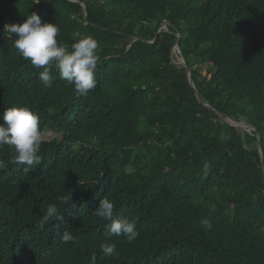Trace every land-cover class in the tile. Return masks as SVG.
<instances>
[{"label":"trees","instance_id":"1","mask_svg":"<svg viewBox=\"0 0 264 264\" xmlns=\"http://www.w3.org/2000/svg\"><path fill=\"white\" fill-rule=\"evenodd\" d=\"M32 12L58 43L98 41L87 96L54 67L45 87L14 48L5 25ZM13 106L57 135L30 170L0 148V264H264V0H0V123ZM104 197L136 222L133 242L95 216ZM49 204L62 219L41 229Z\"/></svg>","mask_w":264,"mask_h":264},{"label":"clouds","instance_id":"2","mask_svg":"<svg viewBox=\"0 0 264 264\" xmlns=\"http://www.w3.org/2000/svg\"><path fill=\"white\" fill-rule=\"evenodd\" d=\"M39 3V0H36ZM5 29L15 34L14 48L19 55L29 60L34 68L43 69L39 72V81L45 87L53 84L52 68L54 67L62 80L73 85L75 91L81 96H87L97 87L96 70L100 57L99 44L92 36H84L69 45L58 43L59 26L54 23L42 22L36 12L27 14L22 23L5 25ZM3 123H0V148L9 146L13 150L11 163L24 165L25 170L41 163L42 157L38 155L44 137L40 130L39 117L27 106H13L5 109ZM8 163L0 159V171L7 169ZM60 204L72 208L76 207L69 195L60 197ZM114 203L107 197L99 200L94 210L95 216L105 221L106 232L109 236H123L127 242H133L139 235L136 222L123 217L114 218ZM62 219L56 204H49L44 210L38 226L43 229L50 221ZM201 225L207 230L212 227L211 221L203 218ZM74 240L69 231L61 235L63 243ZM115 243H103L100 251L104 257L117 255ZM92 264H95L96 254H92Z\"/></svg>","mask_w":264,"mask_h":264},{"label":"water","instance_id":"3","mask_svg":"<svg viewBox=\"0 0 264 264\" xmlns=\"http://www.w3.org/2000/svg\"><path fill=\"white\" fill-rule=\"evenodd\" d=\"M85 8L87 7L86 5L84 6ZM180 64H184L186 65V61L185 59L183 58V61L179 62ZM189 80L191 82V84L195 87V84H194V81H193V78H192V75H191V71L189 69ZM198 93V92H197ZM222 117H224L225 120H227L228 122H230L232 125L236 126V127H240V128H244L246 130H250V129H253L254 127L250 124H247V123H244V122H237L235 120H232L231 118L227 117L226 115L222 114ZM258 146L260 148V151L262 152L261 150V142H260V135H259V140H258ZM263 167H264V161H263Z\"/></svg>","mask_w":264,"mask_h":264},{"label":"rangeland","instance_id":"4","mask_svg":"<svg viewBox=\"0 0 264 264\" xmlns=\"http://www.w3.org/2000/svg\"><path fill=\"white\" fill-rule=\"evenodd\" d=\"M177 50L179 51L178 48H177ZM181 61H183L182 57L179 58V62H181ZM42 135H43V137L45 136V138H47V139H51V138L55 137L57 134L55 132L45 131Z\"/></svg>","mask_w":264,"mask_h":264}]
</instances>
